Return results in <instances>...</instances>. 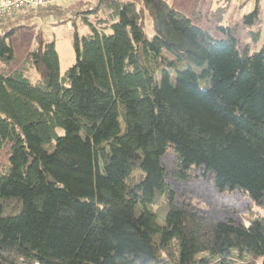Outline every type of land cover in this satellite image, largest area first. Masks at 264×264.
Segmentation results:
<instances>
[{"label":"trees","instance_id":"obj_1","mask_svg":"<svg viewBox=\"0 0 264 264\" xmlns=\"http://www.w3.org/2000/svg\"><path fill=\"white\" fill-rule=\"evenodd\" d=\"M69 22L62 75L40 31L12 68L31 26L0 23V264H264V218L179 206L161 161L170 147L173 178L264 206V45L214 39L165 0H96ZM243 23L257 42L259 0Z\"/></svg>","mask_w":264,"mask_h":264},{"label":"rangeland","instance_id":"obj_2","mask_svg":"<svg viewBox=\"0 0 264 264\" xmlns=\"http://www.w3.org/2000/svg\"><path fill=\"white\" fill-rule=\"evenodd\" d=\"M96 0H47L46 7L60 15H47L43 18H33L19 24L31 26L23 30L16 29L13 37L15 61L12 68L19 67L27 52L34 45V36L40 31L45 38L54 41L59 59V73L75 62V50L72 44V30L69 19L74 11L87 7ZM177 11L190 19L191 23L206 29L214 39H224L226 34L221 30L230 28L238 40L239 48L248 47L253 53L264 45V0H259L261 32L257 42H253L249 31L254 30L243 23V15L250 12L256 0H165ZM44 6V7H45ZM56 10H55V9ZM63 19V20H62ZM146 32L151 34V23L145 21ZM86 30L80 27V33ZM7 148L0 151V165L7 162ZM174 155L170 147L161 157L168 171L167 181L175 191V201L179 206L193 208L216 220L232 219L242 224H249L256 218H264V206H257L248 194L237 189L228 192L217 191L211 183V175L196 179L177 180L170 175ZM140 172L138 171V176ZM236 253V251H234ZM248 256L245 255L244 259ZM237 260L236 258H234ZM239 262V261H237Z\"/></svg>","mask_w":264,"mask_h":264},{"label":"built area","instance_id":"obj_3","mask_svg":"<svg viewBox=\"0 0 264 264\" xmlns=\"http://www.w3.org/2000/svg\"><path fill=\"white\" fill-rule=\"evenodd\" d=\"M47 0H0V23L47 5Z\"/></svg>","mask_w":264,"mask_h":264},{"label":"crops","instance_id":"obj_4","mask_svg":"<svg viewBox=\"0 0 264 264\" xmlns=\"http://www.w3.org/2000/svg\"><path fill=\"white\" fill-rule=\"evenodd\" d=\"M33 18H38V19H40L41 20V18H43V17H41V16H38V15H36L35 13H33V14H23V15H19L16 19H14V20H11V21H7V22H11V23H13V24H17L18 26L19 25H26V24H19V23H21L22 21H25V20H30V19H33ZM4 23H6V22H4ZM28 26V25H27ZM14 39V38H13Z\"/></svg>","mask_w":264,"mask_h":264}]
</instances>
